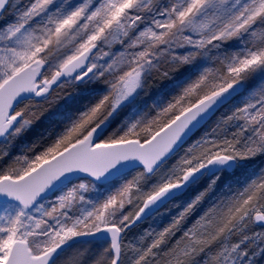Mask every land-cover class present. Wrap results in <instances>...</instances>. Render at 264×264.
I'll return each mask as SVG.
<instances>
[{
	"label": "snow or ice",
	"instance_id": "1",
	"mask_svg": "<svg viewBox=\"0 0 264 264\" xmlns=\"http://www.w3.org/2000/svg\"><path fill=\"white\" fill-rule=\"evenodd\" d=\"M0 264H264V0H0Z\"/></svg>",
	"mask_w": 264,
	"mask_h": 264
},
{
	"label": "trees",
	"instance_id": "2",
	"mask_svg": "<svg viewBox=\"0 0 264 264\" xmlns=\"http://www.w3.org/2000/svg\"><path fill=\"white\" fill-rule=\"evenodd\" d=\"M203 129H201V131L199 133H197V137L202 134ZM196 137H193V139H195ZM192 141L190 140L189 143H191ZM188 145H185V147H187ZM183 154V152H181V155ZM134 174L136 175V172L134 171ZM162 211L164 213L167 212V209H162ZM168 222V218L167 216H165V218L163 220H161L159 217H154V218H150L146 221H141L136 227L132 228L131 231L128 233L127 239H126V243L129 240H135L136 238L139 237V235L147 228L149 227H162L164 226L166 223Z\"/></svg>",
	"mask_w": 264,
	"mask_h": 264
},
{
	"label": "rangeland",
	"instance_id": "3",
	"mask_svg": "<svg viewBox=\"0 0 264 264\" xmlns=\"http://www.w3.org/2000/svg\"><path fill=\"white\" fill-rule=\"evenodd\" d=\"M24 3H28V0H24ZM31 103H35V101H24L19 107H24L25 104H31ZM134 176H135V174H134V172H132V174L129 176V179H132ZM126 210H133L134 211V208L132 206H129L128 209H126Z\"/></svg>",
	"mask_w": 264,
	"mask_h": 264
}]
</instances>
